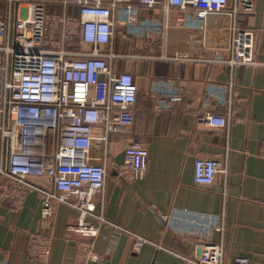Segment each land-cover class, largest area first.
Instances as JSON below:
<instances>
[{
    "label": "built area",
    "instance_id": "obj_1",
    "mask_svg": "<svg viewBox=\"0 0 264 264\" xmlns=\"http://www.w3.org/2000/svg\"><path fill=\"white\" fill-rule=\"evenodd\" d=\"M2 1L10 10L0 18V201L17 213L34 192L45 218L51 215L52 201L65 204L79 212L78 221L67 230L82 238H95L99 225L109 223L95 200L103 194L108 174L105 161L98 163V153L107 150L110 134L132 133L134 122L138 87L133 74L118 67L120 61L134 57L114 51L119 33L162 40L169 29V11L176 9L175 27L186 33L187 45L214 53L211 59L187 54L178 59L258 64L253 33L238 26L240 14L254 11L251 0ZM50 4L61 6L63 13H49ZM70 6L78 8V17L66 14ZM159 6L161 21L143 19V9ZM201 119L213 128L227 124L223 116L208 114ZM260 156L264 157V141ZM147 161L145 144L130 141L118 166L120 179H142ZM225 172L216 159L195 160L194 181L199 186L213 185ZM34 178L44 179L46 185L36 184ZM187 217L190 233L203 243L190 257H182L185 264H224L223 247L204 243L219 230L212 216L190 213ZM115 228L132 239L133 252L154 244L138 233ZM52 242L50 236L30 233L27 257L35 264H48ZM100 261L92 246L79 241L69 264Z\"/></svg>",
    "mask_w": 264,
    "mask_h": 264
},
{
    "label": "crops",
    "instance_id": "obj_2",
    "mask_svg": "<svg viewBox=\"0 0 264 264\" xmlns=\"http://www.w3.org/2000/svg\"><path fill=\"white\" fill-rule=\"evenodd\" d=\"M251 1L253 13L240 14L238 26L253 33L257 65L178 59L186 54L211 59L214 53L187 45L186 33L175 27L176 9L169 11V29L162 40L119 33L114 51L134 58L120 61L118 67L133 74L138 92L132 133L110 134L107 150L98 153V163L105 161L108 174L104 192L95 200L110 224H100L95 238H82L67 230L79 212L65 204L52 201L51 215L45 218L34 192L17 213L0 201V264H35L26 255L30 233L52 238L48 264H69L79 241L102 257L90 264H185L182 257H190L203 243L190 233V213L215 220L219 230L204 243L223 247L224 264H264V0ZM2 2L0 18L10 10ZM47 11L61 14L64 9L50 4ZM66 14L78 17V8L70 6ZM142 16L164 18L160 6L142 11ZM208 114L226 117V126H208L201 119ZM96 132L101 135L102 129ZM132 140L147 148V171L142 179L126 182L118 166ZM197 158L216 159L226 172L213 185L199 186L194 181ZM32 181L46 185L44 179ZM115 226L154 244L133 252L132 239Z\"/></svg>",
    "mask_w": 264,
    "mask_h": 264
},
{
    "label": "rangeland",
    "instance_id": "obj_3",
    "mask_svg": "<svg viewBox=\"0 0 264 264\" xmlns=\"http://www.w3.org/2000/svg\"><path fill=\"white\" fill-rule=\"evenodd\" d=\"M4 8H5V2L0 1V17L3 14Z\"/></svg>",
    "mask_w": 264,
    "mask_h": 264
},
{
    "label": "trees",
    "instance_id": "obj_4",
    "mask_svg": "<svg viewBox=\"0 0 264 264\" xmlns=\"http://www.w3.org/2000/svg\"><path fill=\"white\" fill-rule=\"evenodd\" d=\"M144 10H146V9H143L142 11H144ZM238 20H239V18H238Z\"/></svg>",
    "mask_w": 264,
    "mask_h": 264
}]
</instances>
